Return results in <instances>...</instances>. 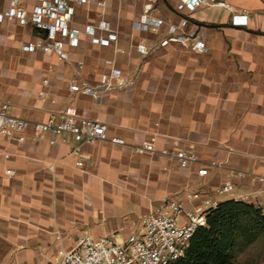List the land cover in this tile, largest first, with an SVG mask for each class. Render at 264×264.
Masks as SVG:
<instances>
[{"label": "crops", "instance_id": "0c3cea01", "mask_svg": "<svg viewBox=\"0 0 264 264\" xmlns=\"http://www.w3.org/2000/svg\"><path fill=\"white\" fill-rule=\"evenodd\" d=\"M99 1L103 6L84 7L71 22L79 43L72 48L64 41L69 59L59 62L53 54L22 50L47 43V32L31 21L37 0H0V14H24V20L0 22V100L29 122L22 143L0 136V264H46L57 254L58 238L69 249L83 231L95 238L119 235L187 191L218 204L240 195L247 204L264 206L257 182L264 174V0L212 1L193 13L177 0L159 2L166 22L157 35L134 28L143 3ZM233 16H247V26H233ZM100 21L110 25L108 31L95 29L100 39L117 37L108 47L93 43L84 29ZM171 25L177 28L173 35ZM196 42L207 53L198 52ZM113 69L127 85L112 91L101 78ZM72 85L94 89L97 98L72 92ZM66 109L106 123L127 146L100 142L73 154L70 137L40 127ZM152 135L157 150L193 145L197 162L182 169L170 156L135 154L134 147ZM78 161L84 166L78 168ZM210 162L219 166L207 168ZM134 177L143 183L132 182ZM226 182L235 187L233 195L217 196ZM63 228L69 230L56 245L55 231Z\"/></svg>", "mask_w": 264, "mask_h": 264}, {"label": "built area", "instance_id": "2783aa9c", "mask_svg": "<svg viewBox=\"0 0 264 264\" xmlns=\"http://www.w3.org/2000/svg\"><path fill=\"white\" fill-rule=\"evenodd\" d=\"M15 1V0H14ZM84 3L89 0H82ZM143 3V18L134 23V28L144 33L157 35L164 26V22L154 17L152 12V0H135ZM178 4L188 13H193L205 7L210 2L220 0H177ZM38 5L34 7L32 13V23L38 28L47 32V43L42 40L36 41L22 47L27 53L40 51L44 55H55L59 62H66L69 57L65 53L64 39H68L70 47L78 46L79 31L69 30L67 20L71 19L74 9L64 8L63 0H54L50 3L45 0H37ZM24 20V14L15 9H10L4 15L0 14V22L4 19ZM247 16H233L232 25L235 27L247 26ZM102 30L106 24H102ZM177 31L174 26L168 27L169 34L173 35ZM85 32L92 36V42L108 47L111 42L116 41L114 34H108L107 39L95 38L94 28L88 27ZM61 37V40H58ZM184 37L176 38V41L186 42ZM165 41L162 45H166ZM195 49L200 53H207V49L202 42L194 44ZM138 51L145 54V47L139 46ZM112 62H107L111 65ZM82 64L80 63V66ZM117 80L116 84L113 82ZM127 85L119 70L113 69L109 75L101 78V86L107 90L114 86L123 88ZM71 91L83 95H90L97 98L94 89L90 87H80L72 85ZM14 107L8 101L0 100V136L7 141L24 142L25 134L29 122L16 117L13 114ZM42 130H48L54 137H70L75 143L73 154L81 155L83 145H95L100 142H108L114 146H127L126 141L120 137L110 135L109 126L98 120L88 119L78 114L75 109H66L51 115L45 124L40 125ZM39 141V139H35ZM54 140L50 141L54 145ZM157 139L155 135L149 137L147 141L134 147L137 155H161L173 157L179 167L186 169L190 164L197 162V154L193 145L181 146L175 143L172 150L156 149ZM78 168L84 166L83 161L76 163ZM211 167H218L219 164L212 162ZM8 176L14 173L7 170ZM202 175V174H200ZM243 177V174H238ZM257 182L264 189V174L257 177ZM235 187L226 182L216 191V195H233ZM242 196L233 199L234 202H242ZM219 204L211 198H203L200 192L187 191L183 198L179 200L166 199L157 207H154L147 215L131 223L127 230L122 229L124 237L106 234L101 238H95L90 233H84L73 241L72 246L67 249L64 243H60L59 249L54 259L46 264H177L185 255L190 240L195 233L206 227L207 214L217 208ZM72 238H68L71 242Z\"/></svg>", "mask_w": 264, "mask_h": 264}, {"label": "trees", "instance_id": "16d2710c", "mask_svg": "<svg viewBox=\"0 0 264 264\" xmlns=\"http://www.w3.org/2000/svg\"><path fill=\"white\" fill-rule=\"evenodd\" d=\"M262 222V211L255 205L223 202L207 214L206 227L195 233L177 264H234L231 253L236 236L246 223L256 226Z\"/></svg>", "mask_w": 264, "mask_h": 264}, {"label": "rangeland", "instance_id": "374dc122", "mask_svg": "<svg viewBox=\"0 0 264 264\" xmlns=\"http://www.w3.org/2000/svg\"><path fill=\"white\" fill-rule=\"evenodd\" d=\"M64 8L67 9L68 7L74 9V14L71 17V19L67 20V25L69 30H73L71 27V22L74 20L75 16L79 13V17L82 15V10L84 7L87 9L92 6L94 8V4L96 6H103V3L99 0H97L95 3H91L92 0H89L88 2L84 3L82 0H63ZM159 2H166V0H152V8H153V16L157 17L158 19L162 20L165 25V19L162 18L161 12H160V3ZM159 15V16H158ZM105 23L107 30H110V25L107 22L100 21L98 22L95 26L88 25L85 23L84 29L91 27L96 30L100 29L102 30V27H104L102 24ZM79 31L78 29H74ZM95 38L100 39L97 31ZM105 31V30H104ZM68 39H64V41H67ZM110 62V61H108ZM120 88L118 86H114L113 90H119ZM144 121H148L150 117H143ZM149 125V123H148ZM149 135V134H148ZM135 153V152H134ZM150 155V154H149ZM157 155V154H154ZM212 163V162H210ZM210 163L208 164L207 168H210ZM134 183L137 184H142L143 183V178L138 179V177H134L133 180H131ZM142 197V196H141ZM242 203H246L243 199ZM247 204V203H246ZM256 208L260 209L262 211V216L264 217V206L261 204L255 205ZM243 232L239 233L235 240H234V246L232 249V262L234 264H264V224L263 222L261 224L258 223L256 226H251L249 223H246L244 226ZM62 230V231H61ZM66 230H69V228H63V229H58L55 231V236H56V245H57V237L62 236L63 233L66 232ZM83 232H80L79 235L83 234ZM65 235V234H64ZM80 235V236H81ZM118 237H124L122 233L117 235ZM70 237V236H69ZM58 245L60 243H64L63 241H60L58 238ZM72 242V241H71ZM72 246V243L70 247Z\"/></svg>", "mask_w": 264, "mask_h": 264}]
</instances>
